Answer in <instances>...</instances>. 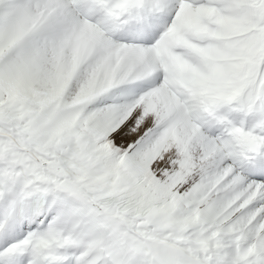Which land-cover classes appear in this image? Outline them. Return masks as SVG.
I'll return each mask as SVG.
<instances>
[{
	"label": "snow or ice",
	"instance_id": "1",
	"mask_svg": "<svg viewBox=\"0 0 264 264\" xmlns=\"http://www.w3.org/2000/svg\"><path fill=\"white\" fill-rule=\"evenodd\" d=\"M0 264H264V0H0Z\"/></svg>",
	"mask_w": 264,
	"mask_h": 264
}]
</instances>
